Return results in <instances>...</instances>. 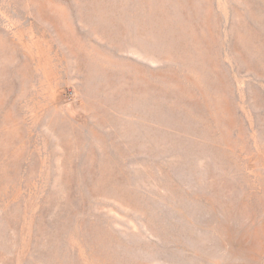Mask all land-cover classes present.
Returning <instances> with one entry per match:
<instances>
[{
  "label": "rangeland",
  "instance_id": "obj_1",
  "mask_svg": "<svg viewBox=\"0 0 264 264\" xmlns=\"http://www.w3.org/2000/svg\"><path fill=\"white\" fill-rule=\"evenodd\" d=\"M0 264H264V0H0Z\"/></svg>",
  "mask_w": 264,
  "mask_h": 264
},
{
  "label": "bare ground",
  "instance_id": "obj_2",
  "mask_svg": "<svg viewBox=\"0 0 264 264\" xmlns=\"http://www.w3.org/2000/svg\"><path fill=\"white\" fill-rule=\"evenodd\" d=\"M147 2V1H146ZM149 3V2H148ZM141 12V11H140ZM149 15V14H148ZM147 16V15H146ZM136 17V16H135ZM145 18V17H144ZM171 19V18H170ZM172 20V19H171ZM190 23V22H189ZM172 26H173V24H172ZM143 30H145V29H143ZM196 31V30H195ZM199 33V32H198ZM204 39V38H203ZM209 39V38H208ZM205 40V39H204ZM210 40V39H209ZM200 41H201V39H200ZM199 41V42H200ZM208 41V40H207ZM214 45V44H213ZM204 54V53H203ZM219 59V58H218ZM217 75V74H216ZM216 112V111H215ZM218 113V112H217Z\"/></svg>",
  "mask_w": 264,
  "mask_h": 264
}]
</instances>
